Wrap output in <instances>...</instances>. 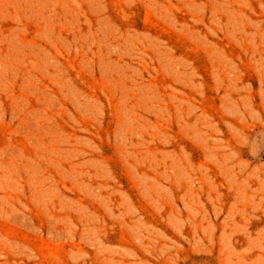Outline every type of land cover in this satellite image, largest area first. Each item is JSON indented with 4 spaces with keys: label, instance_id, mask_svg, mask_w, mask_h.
Instances as JSON below:
<instances>
[{
    "label": "rangeland",
    "instance_id": "rangeland-1",
    "mask_svg": "<svg viewBox=\"0 0 264 264\" xmlns=\"http://www.w3.org/2000/svg\"><path fill=\"white\" fill-rule=\"evenodd\" d=\"M0 264H264V0H0Z\"/></svg>",
    "mask_w": 264,
    "mask_h": 264
}]
</instances>
